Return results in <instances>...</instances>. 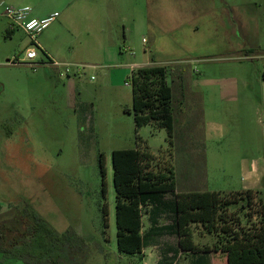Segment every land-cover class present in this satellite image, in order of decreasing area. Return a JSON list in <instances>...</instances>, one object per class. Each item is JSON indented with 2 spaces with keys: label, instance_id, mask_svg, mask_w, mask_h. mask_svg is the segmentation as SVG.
<instances>
[{
  "label": "rangeland",
  "instance_id": "374dc122",
  "mask_svg": "<svg viewBox=\"0 0 264 264\" xmlns=\"http://www.w3.org/2000/svg\"><path fill=\"white\" fill-rule=\"evenodd\" d=\"M99 1L93 30L64 23L56 9L58 17L37 37L52 61L69 65L68 74L41 64L39 51L33 61L23 60L28 38L18 28L7 34L8 5L0 8V264H157L154 248L145 247L143 258L116 246L111 152L134 148L133 116L125 111L132 64L161 62L156 66L168 72L184 71L187 92L200 99L198 108L188 96L183 108L175 93L174 149L165 129H139L157 157L154 167L173 164L178 192L194 188L186 181L225 193L247 185L264 204V0ZM35 3L45 9L53 0ZM230 14L256 19L251 39L234 23L203 24ZM224 28L231 50L223 46ZM209 41L216 46L205 49ZM242 49L258 58L245 59ZM208 123L213 131L204 142ZM178 135L190 143L188 155L177 151ZM230 210L241 215L238 205ZM198 232L200 246L214 243ZM163 240L172 252L173 239ZM211 261L226 264L221 255ZM176 264L210 260L182 254Z\"/></svg>",
  "mask_w": 264,
  "mask_h": 264
},
{
  "label": "trees",
  "instance_id": "16d2710c",
  "mask_svg": "<svg viewBox=\"0 0 264 264\" xmlns=\"http://www.w3.org/2000/svg\"><path fill=\"white\" fill-rule=\"evenodd\" d=\"M183 72H168L165 66H153L131 73V108L125 111L133 116L134 148L111 152L117 250L139 255L143 248L172 238L178 249L175 248L176 252L169 259L161 256L157 264H172L179 252L187 257L209 255L210 262L214 255H221L226 264L264 263L259 259L264 253V204L258 191L243 189L221 193L194 185L193 189L177 192L173 164L165 161L162 168L154 167L157 157L138 136L139 129L145 125L163 128L169 147L174 149L175 93L183 108L188 96L198 108L201 106L200 99L187 92ZM167 76L171 77V85L167 83ZM177 139V151L185 155L191 153L190 143H184L180 135ZM98 161L103 179L102 154ZM235 205L239 206L241 215L230 210ZM144 216L149 223L145 231L142 230ZM106 217L103 208L105 222ZM243 219L247 226L243 225ZM160 220H166L167 224L159 225ZM196 228H199L200 236L214 237V243L200 246L195 242ZM27 232L25 239L30 236L29 228Z\"/></svg>",
  "mask_w": 264,
  "mask_h": 264
},
{
  "label": "crops",
  "instance_id": "0c3cea01",
  "mask_svg": "<svg viewBox=\"0 0 264 264\" xmlns=\"http://www.w3.org/2000/svg\"><path fill=\"white\" fill-rule=\"evenodd\" d=\"M38 2V0H0V8H2V5H8V6H22V5H28L31 8V16L32 17H36V18H43L46 17L48 15H50L51 13H54L56 11V9H59L61 14L64 15L63 21L64 23H67L69 25H74V24H80L84 27H86L88 30H93L95 24H96V20L98 17V13L101 11V7H100V1L99 0H53V4L49 7H46L45 9H41V7H39L35 2ZM229 22V23H234L236 27L239 26L240 29V33L241 36L243 38L246 39H251V36L256 32L255 28H250L255 26V22L256 19H248L247 17L245 18H240V19H235L232 17V15L230 14V16L226 19V20H222L219 19L218 17H210L208 19H206L204 21V25H208L209 27L212 26H220L221 23L223 22ZM238 25V26H237ZM237 29V28H236ZM9 32L7 34L11 35L13 34V30L9 29ZM224 36H225V41H223V46H227L226 48L228 50H231V45L229 43V40L226 43V30L224 28ZM225 42V43H224ZM246 45V42H245ZM216 45L214 42L209 41L206 43L205 45V49H209V48H214ZM154 47V46H152ZM246 48V47H245ZM116 49V46H115ZM119 51H122L120 48H118ZM128 49H124L123 51H126ZM240 51H245L247 54L244 56L245 59H249V60H255L258 57L254 56L251 50H246V49H242ZM251 51V52H250ZM46 53V52H45ZM264 59V56L259 57ZM162 64L161 62H152L150 64H132L131 68H133L132 70H136L139 68H145V67H153L156 65ZM47 66H51V65H47ZM264 71V66L262 68V73H261V77ZM213 128L211 127V123H208V125L206 124L204 127V132H203V138H204V142H206L208 140V138L210 137V134L212 133ZM187 186H191L194 187V181H186L184 182ZM197 185V184H196ZM204 190H206L205 188H203ZM243 189H253L250 186L247 185H243L241 190ZM190 190V189H188ZM185 190V191H188ZM208 191H216V190H208ZM239 191V190H238ZM178 192V191H177ZM179 192H184V191H179ZM221 192V191H218ZM232 192V191H229ZM227 192V193H229ZM221 193H225V192H221ZM145 220V223L144 221ZM162 221H164V223H162ZM143 222V228L142 230L145 231L147 230L149 223L147 221V216H144L142 219ZM167 224V222L165 220H160L159 221V225H165ZM174 239H173V244H174ZM176 242V241H175ZM168 242H164V240H161V243H155V244H151L148 247H151L152 249H156L158 252V258L157 261L160 259V257L162 256L163 259H169V257L174 254V252H176V249L173 247L172 252H170V247L167 245ZM167 245V247H166ZM144 249H142L141 253L139 254L140 256H142L143 258L145 257V253H144ZM166 252L165 256L161 255L162 252ZM183 253L179 252L175 261L172 264H176V262L180 259V256ZM213 259V257L211 258ZM210 264H212V261L210 262Z\"/></svg>",
  "mask_w": 264,
  "mask_h": 264
},
{
  "label": "built area",
  "instance_id": "2783aa9c",
  "mask_svg": "<svg viewBox=\"0 0 264 264\" xmlns=\"http://www.w3.org/2000/svg\"><path fill=\"white\" fill-rule=\"evenodd\" d=\"M3 16L10 21V29L18 28L22 30L28 38V47L25 50L23 60L33 61L37 58V52L39 51L44 57V61L41 63L43 65H51L57 67H64L65 73H69V65L55 63L52 61L48 55H45L43 50H40L39 44L37 42V37L58 17V13L54 12L43 18H36L31 16V8L29 6H6L3 9ZM15 62L19 59L14 58ZM12 65L15 63L12 62ZM33 68L38 65V63H29ZM81 68H84L81 66ZM262 80L264 82V71L262 74Z\"/></svg>",
  "mask_w": 264,
  "mask_h": 264
}]
</instances>
